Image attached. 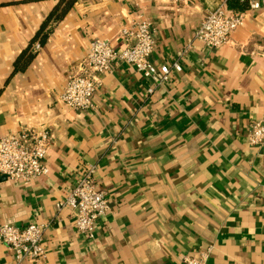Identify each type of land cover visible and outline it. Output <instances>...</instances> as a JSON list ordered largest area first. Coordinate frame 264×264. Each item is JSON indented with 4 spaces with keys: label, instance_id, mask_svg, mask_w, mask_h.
Returning <instances> with one entry per match:
<instances>
[{
    "label": "crops",
    "instance_id": "crops-1",
    "mask_svg": "<svg viewBox=\"0 0 264 264\" xmlns=\"http://www.w3.org/2000/svg\"><path fill=\"white\" fill-rule=\"evenodd\" d=\"M55 2L0 0V135L52 132L46 176L0 179V225L48 223L44 257L17 262L0 243V264H185L208 246V264H264V144L247 139L264 118V10L248 11L230 41L210 49L194 34L221 0H76L14 71ZM139 14L155 29L151 61L178 60L181 70L153 87L115 63L94 109H69L60 96L89 42L119 48L121 27ZM86 164L97 165L110 206L93 239L76 232L69 208H56Z\"/></svg>",
    "mask_w": 264,
    "mask_h": 264
},
{
    "label": "built area",
    "instance_id": "built-area-1",
    "mask_svg": "<svg viewBox=\"0 0 264 264\" xmlns=\"http://www.w3.org/2000/svg\"><path fill=\"white\" fill-rule=\"evenodd\" d=\"M229 0H221L213 10L201 19L194 40L210 49L225 46L237 28L243 25L248 11L264 10V0H237L246 6L243 11L226 9ZM120 47L109 40L94 38L88 44L85 56L69 71L60 100L71 110L89 112L94 108L93 99L104 75L112 72L115 63H124L150 80L162 85L171 71L178 72L181 65L175 60L170 65H156L150 59L156 44L155 29L150 18L139 14L128 26L120 29ZM35 49L39 48L35 44ZM264 55V45L262 46ZM181 55V54H180ZM148 88V93L153 92ZM52 139L51 129L45 125L38 128H22L16 134L0 135V179L31 184L46 176L49 168L45 157ZM252 146L264 144V118L252 123L248 134ZM97 165L86 164L73 188L56 203L58 210L67 207L73 214V225L79 234L93 239L96 222L109 212L110 206L104 190L96 178ZM48 223L36 222L19 227L0 225V243L6 245L17 262L29 258L38 262L44 257L43 234ZM213 248H199L194 255L183 258L185 264H208Z\"/></svg>",
    "mask_w": 264,
    "mask_h": 264
},
{
    "label": "trees",
    "instance_id": "trees-1",
    "mask_svg": "<svg viewBox=\"0 0 264 264\" xmlns=\"http://www.w3.org/2000/svg\"><path fill=\"white\" fill-rule=\"evenodd\" d=\"M76 0H56L52 10L46 16L44 22L41 24L39 30L29 42L27 48L18 56L14 63V71H22L26 68L29 61L33 58L35 44L42 45L50 34L53 26L60 21L68 12ZM246 9V6L239 3V11Z\"/></svg>",
    "mask_w": 264,
    "mask_h": 264
}]
</instances>
